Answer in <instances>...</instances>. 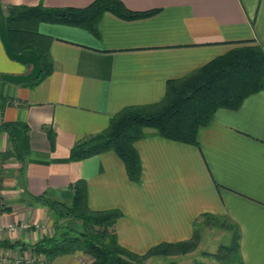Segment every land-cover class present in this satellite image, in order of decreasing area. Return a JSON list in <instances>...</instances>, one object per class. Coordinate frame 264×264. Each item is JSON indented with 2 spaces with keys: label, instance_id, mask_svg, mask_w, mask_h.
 <instances>
[{
  "label": "crops",
  "instance_id": "0c3cea01",
  "mask_svg": "<svg viewBox=\"0 0 264 264\" xmlns=\"http://www.w3.org/2000/svg\"><path fill=\"white\" fill-rule=\"evenodd\" d=\"M93 1L2 0V5L5 11L10 5L86 7ZM122 1L133 11H157L135 19L106 11L97 34L40 22L38 31L52 38L55 69L34 87L1 77L32 66L10 59L0 38V123L25 122L30 137L24 162L0 155V224L17 226L0 230V252H33L34 243L55 232L50 212L34 197L49 192L72 204L76 182L85 180L91 209L123 211L115 231L134 252L189 240L195 219L213 213L238 224L244 264H264V89L238 109H219L200 127L197 145L154 132L137 141L140 182L130 180L115 152L69 158L77 143L103 132L124 107L162 100L170 80L240 44L264 47V0ZM45 126L54 130L53 144ZM10 148L8 134L0 131V154ZM90 261L78 251L48 264Z\"/></svg>",
  "mask_w": 264,
  "mask_h": 264
},
{
  "label": "trees",
  "instance_id": "16d2710c",
  "mask_svg": "<svg viewBox=\"0 0 264 264\" xmlns=\"http://www.w3.org/2000/svg\"><path fill=\"white\" fill-rule=\"evenodd\" d=\"M106 11L124 19H135L150 16L157 10L133 11L122 0H94L86 7L8 6L6 23L14 50L32 49L40 55L42 62L40 76L24 84L34 87L55 69L50 53L52 38L38 31L40 22L83 26L97 34L98 22ZM263 89L264 47L257 43L240 44L187 76L170 80L162 100L124 107L103 132L77 143L69 158L82 160L115 152L123 160L130 180L140 182L143 163L136 148L137 141L154 132L168 139L197 145L200 127L209 123L219 109H238L247 97ZM45 128L53 144L54 130ZM0 131L7 133L11 142V148L0 154L1 159L16 157L24 162L30 149L28 124L4 121L0 123ZM74 190L72 204L54 198L49 192L34 197L50 212L55 229L54 234L32 245L33 251L44 254L48 263L58 256L78 251L90 255L91 261L87 264H145L157 255L193 252L201 241L198 225L203 220L207 226L232 232L230 244L221 245L217 252L204 254L220 264H244L240 252V228L227 216L202 213L194 221L193 236L189 240L162 241L145 253H137L123 246L115 231L123 211L119 208L91 209L85 180L77 181Z\"/></svg>",
  "mask_w": 264,
  "mask_h": 264
},
{
  "label": "rangeland",
  "instance_id": "374dc122",
  "mask_svg": "<svg viewBox=\"0 0 264 264\" xmlns=\"http://www.w3.org/2000/svg\"><path fill=\"white\" fill-rule=\"evenodd\" d=\"M198 230L201 234V241L195 251L176 256L157 255L148 259L145 264H220L204 252H217L221 245L230 244L232 232L218 226H207L203 220L200 221Z\"/></svg>",
  "mask_w": 264,
  "mask_h": 264
},
{
  "label": "water",
  "instance_id": "95a60500",
  "mask_svg": "<svg viewBox=\"0 0 264 264\" xmlns=\"http://www.w3.org/2000/svg\"><path fill=\"white\" fill-rule=\"evenodd\" d=\"M0 38L10 59L22 64H30L32 66L30 71L26 73L2 74L1 77L6 81L16 84L28 83L38 78L42 71L40 55L32 49H25L21 52H16L14 50L11 42L10 30L6 23V15L2 0H0Z\"/></svg>",
  "mask_w": 264,
  "mask_h": 264
},
{
  "label": "built area",
  "instance_id": "2783aa9c",
  "mask_svg": "<svg viewBox=\"0 0 264 264\" xmlns=\"http://www.w3.org/2000/svg\"><path fill=\"white\" fill-rule=\"evenodd\" d=\"M24 226H29L28 224ZM39 227V225H37ZM17 226L13 223L0 224V230L8 229L15 230ZM0 264H48L44 254L36 252H27L22 255L8 256L0 252Z\"/></svg>",
  "mask_w": 264,
  "mask_h": 264
}]
</instances>
